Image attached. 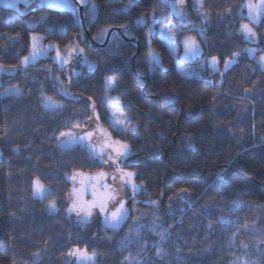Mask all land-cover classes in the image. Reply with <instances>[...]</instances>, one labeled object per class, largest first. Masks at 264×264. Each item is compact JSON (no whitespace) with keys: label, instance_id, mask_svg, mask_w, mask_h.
<instances>
[{"label":"trees","instance_id":"obj_1","mask_svg":"<svg viewBox=\"0 0 264 264\" xmlns=\"http://www.w3.org/2000/svg\"><path fill=\"white\" fill-rule=\"evenodd\" d=\"M87 1L83 20L78 7L28 16L0 9V65L16 68L2 86L21 93L0 96V264H76L75 251L91 254L94 264H264V15L255 30L245 27V5L255 0H202L203 21L186 0L189 27L179 26L170 2ZM90 2L98 10L92 22ZM158 13L165 19L150 41L163 67L151 73L148 25L135 22ZM169 23L197 38L203 32L202 58L220 67L235 62L184 77L158 33ZM86 30L100 44L109 36L106 46L93 49ZM31 34L74 48L65 72L52 58L20 67ZM109 85L136 132L114 133L130 143V155L61 150L91 127L94 110L107 129ZM43 96L59 107L44 109ZM112 166L134 173L143 204L118 232L83 226L69 214L71 179ZM38 182L53 193L55 211L37 198Z\"/></svg>","mask_w":264,"mask_h":264},{"label":"rangeland","instance_id":"obj_2","mask_svg":"<svg viewBox=\"0 0 264 264\" xmlns=\"http://www.w3.org/2000/svg\"><path fill=\"white\" fill-rule=\"evenodd\" d=\"M124 0H109L110 3H122ZM163 3L170 2L169 9L175 14L178 13L179 26L189 27L194 24L192 11L203 21L202 0H161ZM86 6V5H85ZM85 8V7H84ZM0 9L13 10L23 16H28L34 11L41 9L60 10L76 12L77 7L72 0H0ZM90 21L97 17L98 10L93 2L88 6ZM248 23L245 27L253 30L262 23L264 15V0H255L245 5ZM137 20L135 23L147 24L146 35L148 38L146 58L150 63V71L153 73L161 69L162 63L159 53L152 47L150 38L156 32V24L164 20L162 13L154 14L152 17ZM28 26L33 29L35 21L27 19ZM192 30L183 32L174 23L162 26L158 33L166 46L173 53L177 60V68L180 74L188 79L203 77L207 71L226 70L235 61H226L222 67L216 60L202 58L204 53L203 32L198 30V38L191 33ZM128 37H130L128 35ZM254 56V51H249ZM74 48H61L54 43L46 42L39 34H31L29 54L22 58L20 67H28L37 64L39 61L52 58L60 67L61 72L68 69L73 58ZM264 60V56H258ZM16 68L0 65V96L18 97L20 90L15 86H2V79L15 72ZM112 86L107 87L104 106L107 112L108 127L104 126L97 110L93 113L91 127L79 136L66 139L61 150H71L76 147H85L89 154L96 156H120L130 155V143L124 141L120 136L135 137L136 132L131 128L129 121L121 111L119 103L111 97ZM42 105L46 110H53L59 107L48 97L43 96ZM120 135L115 136L114 135ZM0 147V158L3 153ZM72 191L68 196L69 214L83 226L100 224L113 232H118L124 226L132 209H137L142 203V187L135 181L134 173L117 166H112L102 173L95 175L75 174L72 179ZM37 198L45 201L50 212L55 211V197L51 190L41 183L36 184ZM74 262L76 264H94V257L84 251H75Z\"/></svg>","mask_w":264,"mask_h":264},{"label":"water","instance_id":"obj_3","mask_svg":"<svg viewBox=\"0 0 264 264\" xmlns=\"http://www.w3.org/2000/svg\"><path fill=\"white\" fill-rule=\"evenodd\" d=\"M87 3H88L87 0H77L76 1V5L78 7L79 14H80V17H81L82 20H83L84 7H85V5ZM86 35L89 37V34H88L87 30H86ZM108 39H109V36H108ZM108 39H107V41L104 44H100V43H98V42H96V41H94L93 39L90 38V43H91V46L93 47V49L103 48V47L106 46V44L108 42Z\"/></svg>","mask_w":264,"mask_h":264},{"label":"snow or ice","instance_id":"obj_4","mask_svg":"<svg viewBox=\"0 0 264 264\" xmlns=\"http://www.w3.org/2000/svg\"><path fill=\"white\" fill-rule=\"evenodd\" d=\"M89 67H94L93 65H89Z\"/></svg>","mask_w":264,"mask_h":264},{"label":"flooded vegetation","instance_id":"obj_5","mask_svg":"<svg viewBox=\"0 0 264 264\" xmlns=\"http://www.w3.org/2000/svg\"><path fill=\"white\" fill-rule=\"evenodd\" d=\"M102 44V43H101Z\"/></svg>","mask_w":264,"mask_h":264}]
</instances>
